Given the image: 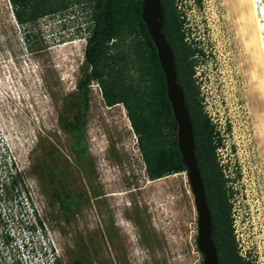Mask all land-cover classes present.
I'll list each match as a JSON object with an SVG mask.
<instances>
[{
    "label": "rangeland",
    "instance_id": "1",
    "mask_svg": "<svg viewBox=\"0 0 264 264\" xmlns=\"http://www.w3.org/2000/svg\"><path fill=\"white\" fill-rule=\"evenodd\" d=\"M176 6L185 42L200 50L189 60L220 141L215 157L227 179L237 249L246 264H264V142L237 23L226 0ZM89 18V8L73 4L23 26L11 0H0V264H75L84 253V264H201L187 172L148 177L124 104L107 105L91 81L83 161L59 123L82 76ZM135 73L130 62L126 79ZM203 179L214 211L215 189L204 172ZM55 191L73 195L67 219Z\"/></svg>",
    "mask_w": 264,
    "mask_h": 264
},
{
    "label": "trees",
    "instance_id": "2",
    "mask_svg": "<svg viewBox=\"0 0 264 264\" xmlns=\"http://www.w3.org/2000/svg\"><path fill=\"white\" fill-rule=\"evenodd\" d=\"M18 23L23 26L41 17L68 9L73 4H84L90 9L86 35L85 58L82 76L77 82V91L71 93L59 115L63 129L75 137L74 149L79 160L88 156L86 138V114L90 103V84L98 80L107 105H125L132 126L139 137V145L146 164L148 177L152 180L178 172H187L178 146L177 122L167 95L165 75L158 59L156 45L142 18L143 0H11ZM164 10V32L174 50L187 106L190 110L197 142V158L202 171L215 189L213 196L214 239L222 256H229L235 264H246L239 254L232 228L231 204L225 178L215 151L220 141L215 142L214 125L203 111L199 88L195 85L194 62L189 56L198 51L185 41L183 20L177 10L176 0H162ZM129 47V52L125 48ZM132 63L136 73L130 79L125 69ZM14 186L17 180L13 178ZM56 192V191H55ZM60 197L63 211L68 218L72 210V194ZM76 203V200H75ZM193 207L195 203L193 198ZM198 218V213L196 214ZM142 231L145 226L137 219ZM41 223V222H40ZM219 224L223 233L218 232ZM216 234V238H215ZM197 237L195 242L197 245ZM200 251V250H199ZM224 254V255H223ZM89 255L81 254L75 264L86 263ZM56 259V258H55ZM103 264V263H101Z\"/></svg>",
    "mask_w": 264,
    "mask_h": 264
},
{
    "label": "water",
    "instance_id": "3",
    "mask_svg": "<svg viewBox=\"0 0 264 264\" xmlns=\"http://www.w3.org/2000/svg\"><path fill=\"white\" fill-rule=\"evenodd\" d=\"M264 39V0H255ZM142 18L148 27L165 75L167 95L177 122L178 146L187 168L198 213L197 244L204 259L201 264H219V252L213 236V219L208 204L206 187L195 153L194 127L184 90L178 81L175 53L164 32L162 0H143Z\"/></svg>",
    "mask_w": 264,
    "mask_h": 264
},
{
    "label": "bare ground",
    "instance_id": "4",
    "mask_svg": "<svg viewBox=\"0 0 264 264\" xmlns=\"http://www.w3.org/2000/svg\"><path fill=\"white\" fill-rule=\"evenodd\" d=\"M226 2L232 18H235L237 23V32L241 39L240 44L246 66L245 73L252 81L253 90L251 91L256 99L253 109L259 127V130H256L264 142V39L256 1L226 0Z\"/></svg>",
    "mask_w": 264,
    "mask_h": 264
},
{
    "label": "flooded vegetation",
    "instance_id": "5",
    "mask_svg": "<svg viewBox=\"0 0 264 264\" xmlns=\"http://www.w3.org/2000/svg\"><path fill=\"white\" fill-rule=\"evenodd\" d=\"M183 19V16H181V20ZM185 39V38H184ZM185 41V40H184ZM200 50H198V52H199ZM176 69H177V66H176ZM177 74H178V81L180 82V84H181V86H182V82H181V80H180V76H179V72H178V69H177ZM194 136H195V153H196V156H197V145L198 146H200V141H198L197 142V137H196V134H195V132H194ZM209 204V203H208ZM213 236H214V232H213ZM218 248V247H217ZM218 252H219V264H235L233 261H232V259L229 257V256H226V255H224V256H222V252H220L219 251V248H218ZM4 259H5V257H4ZM3 257L1 256V260H2V262H4L3 260ZM5 261H6V259H5ZM2 264H4V263H2Z\"/></svg>",
    "mask_w": 264,
    "mask_h": 264
},
{
    "label": "built area",
    "instance_id": "6",
    "mask_svg": "<svg viewBox=\"0 0 264 264\" xmlns=\"http://www.w3.org/2000/svg\"><path fill=\"white\" fill-rule=\"evenodd\" d=\"M1 187L2 188H0L1 190H3V183L1 184ZM1 193V196L3 195V193L2 192H0ZM0 202H1V197H0ZM0 212H1V210H0ZM11 235H14V234H12V233H10ZM12 238H14V237H12ZM15 240H17L16 238H15ZM16 245H18L17 243H16Z\"/></svg>",
    "mask_w": 264,
    "mask_h": 264
},
{
    "label": "clouds",
    "instance_id": "7",
    "mask_svg": "<svg viewBox=\"0 0 264 264\" xmlns=\"http://www.w3.org/2000/svg\"><path fill=\"white\" fill-rule=\"evenodd\" d=\"M31 225H32V226H33V228H34V224H31ZM32 226H31V227H32Z\"/></svg>",
    "mask_w": 264,
    "mask_h": 264
}]
</instances>
